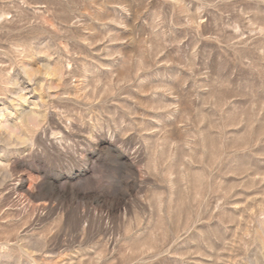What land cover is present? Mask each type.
I'll return each instance as SVG.
<instances>
[{
    "label": "rangeland",
    "instance_id": "374dc122",
    "mask_svg": "<svg viewBox=\"0 0 264 264\" xmlns=\"http://www.w3.org/2000/svg\"><path fill=\"white\" fill-rule=\"evenodd\" d=\"M0 264H264V0H0Z\"/></svg>",
    "mask_w": 264,
    "mask_h": 264
}]
</instances>
